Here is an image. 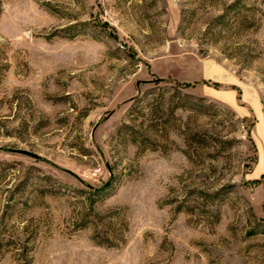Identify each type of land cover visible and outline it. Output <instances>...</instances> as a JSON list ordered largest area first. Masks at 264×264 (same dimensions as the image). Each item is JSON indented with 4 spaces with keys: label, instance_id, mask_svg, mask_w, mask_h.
<instances>
[{
    "label": "rangeland",
    "instance_id": "1",
    "mask_svg": "<svg viewBox=\"0 0 264 264\" xmlns=\"http://www.w3.org/2000/svg\"><path fill=\"white\" fill-rule=\"evenodd\" d=\"M0 264H264V0H0Z\"/></svg>",
    "mask_w": 264,
    "mask_h": 264
}]
</instances>
